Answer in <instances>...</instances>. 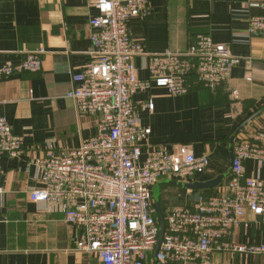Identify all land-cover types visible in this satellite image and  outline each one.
Masks as SVG:
<instances>
[{"label":"crops","instance_id":"obj_1","mask_svg":"<svg viewBox=\"0 0 264 264\" xmlns=\"http://www.w3.org/2000/svg\"><path fill=\"white\" fill-rule=\"evenodd\" d=\"M97 14L92 0H0V67L44 50L39 71L0 75V115L24 144L21 158H0V264H103L78 250L81 228L29 198L40 185L36 159L50 147H79L97 130L99 116L79 115L66 97L76 85L72 72L92 59L90 19ZM253 16H264V0H150L148 12L128 23L133 39L151 53L185 51L198 34H206L243 57L228 82L215 89L173 95L153 83L133 96L138 107L154 103L153 109L139 108L141 124L151 129L149 143H188L197 156H209L206 172L190 183L230 172L231 139L242 127L264 131V34L250 33ZM135 64L138 77L149 80L148 56L136 57ZM147 151L144 146L142 160ZM245 175L264 182V167L247 160ZM198 191L170 178L152 187L160 217L171 207L193 206ZM231 240L264 244V224L247 211ZM217 263L264 264V254L220 255Z\"/></svg>","mask_w":264,"mask_h":264},{"label":"built area","instance_id":"obj_2","mask_svg":"<svg viewBox=\"0 0 264 264\" xmlns=\"http://www.w3.org/2000/svg\"><path fill=\"white\" fill-rule=\"evenodd\" d=\"M98 14L93 27L92 59L72 72L76 85L66 93L79 115H98L97 130L79 147H50L36 159L40 185L29 198L64 214L83 230L78 250L103 264H218L220 255H263L264 244L234 241L247 211L264 224V182L245 175V162L264 167V131L242 127L234 141L227 181L213 194L201 192L193 206H174L160 217L152 187L162 178L190 183L204 174L208 155L197 156L188 143H149L151 129L140 121L133 96L154 83L173 95L191 91V77L215 89L228 82L243 57L231 47L198 34L185 51L151 53L135 41L129 21L148 12L150 0H92ZM251 34H264V16L250 19ZM44 50L0 67V75L39 71ZM148 56L149 80L138 77L135 59ZM147 156L142 160V148ZM24 154L21 135L0 115V158ZM197 181V180H193ZM164 227L162 240L159 238Z\"/></svg>","mask_w":264,"mask_h":264},{"label":"water","instance_id":"obj_3","mask_svg":"<svg viewBox=\"0 0 264 264\" xmlns=\"http://www.w3.org/2000/svg\"><path fill=\"white\" fill-rule=\"evenodd\" d=\"M235 137L236 136L232 137V139H231L232 158H233V146H234ZM229 174H230V172L229 173L227 172L225 174H222V175L218 176L217 178H215L213 180H209V181H206V182H193V183H178V182H176V183L177 184H181L182 186H185V187L199 189V191L194 195V198L198 200L200 195H201V191L200 190H203V189H214V188L219 187L224 182V180L229 176ZM164 230L165 229L163 227L161 236L159 238L160 241L162 240V236H163ZM178 264H182V263H178Z\"/></svg>","mask_w":264,"mask_h":264},{"label":"trees","instance_id":"obj_4","mask_svg":"<svg viewBox=\"0 0 264 264\" xmlns=\"http://www.w3.org/2000/svg\"><path fill=\"white\" fill-rule=\"evenodd\" d=\"M190 82L192 84L191 90H193L194 88H204V89H206L205 87H203V85L201 83L197 82L195 77H191L190 78ZM223 84H225V83H223ZM223 84H221V85H223ZM221 85H219V86H221ZM219 86H217V87H219ZM202 192L206 193V194H210L212 192V189H204V190H202Z\"/></svg>","mask_w":264,"mask_h":264}]
</instances>
